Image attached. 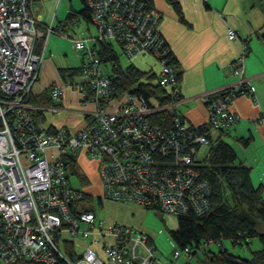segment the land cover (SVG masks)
Masks as SVG:
<instances>
[{"label":"built area","instance_id":"built-area-1","mask_svg":"<svg viewBox=\"0 0 264 264\" xmlns=\"http://www.w3.org/2000/svg\"><path fill=\"white\" fill-rule=\"evenodd\" d=\"M37 1L0 0V264H191L216 242H204L194 254L175 244L161 262L148 234L119 224L105 228L95 213L75 209L83 196L70 183L66 157L95 161L110 200L176 217L203 216L212 190L198 169L207 154L202 150L209 148L214 133L227 136L239 120L231 110L236 97L256 101L245 75L247 47L230 65L235 83L215 98L201 95L208 119L190 125L179 111L181 86L152 0H85L96 30L88 36L67 32L77 25L75 16L69 19L72 25L47 22L35 12ZM53 36L69 41L83 63L73 76L48 86L52 103L46 106L32 97L44 47ZM227 36L236 40V31L229 27ZM99 41L115 42L129 59L154 58L159 68L151 83L166 90L168 102H150L130 91L119 94L96 54ZM69 90L78 94L76 110L84 119L80 129L56 128L43 117L45 111L65 110ZM166 110L174 117L168 131L148 118ZM78 236L91 242L68 255L62 244Z\"/></svg>","mask_w":264,"mask_h":264},{"label":"crops","instance_id":"crops-1","mask_svg":"<svg viewBox=\"0 0 264 264\" xmlns=\"http://www.w3.org/2000/svg\"><path fill=\"white\" fill-rule=\"evenodd\" d=\"M152 1L154 8L161 15L160 32L180 64L182 79L179 85L183 99L178 106L187 124L199 125L207 121V108L200 102L199 97L210 94L215 98L224 87L235 83L236 78L230 72V65L241 55L243 46L247 47L245 75L251 81L256 101L247 95H240L232 101L231 110L238 115L239 120L227 136L239 156L237 162L252 167L253 185L264 187V0H179L186 22L179 20L178 14L167 0ZM60 2H57V5ZM37 8L35 12L38 15L56 24L57 6L52 14L45 15L39 12V7ZM229 27L236 31V40L228 38ZM80 35L92 34L88 32L87 35ZM58 44L57 37H50L46 43L45 60L40 69L39 81L33 90L34 97L44 96L43 101L38 103L46 106L52 103L47 91L48 86L73 76L83 63V57L79 53L81 64L79 67H72L70 59L61 52ZM38 48L40 49V45ZM146 56L149 55H142ZM150 58L147 69L143 71L156 74L158 64L154 58ZM77 99V92L69 90L63 100L65 110L58 114L45 111V121L56 128H82L84 119L76 110L79 108ZM243 139L250 140L248 147L240 142ZM79 162L84 164L85 171L91 177H96L100 184L97 163L84 155L79 157ZM85 191L92 194L90 188ZM193 264L197 262L194 261Z\"/></svg>","mask_w":264,"mask_h":264},{"label":"trees","instance_id":"trees-1","mask_svg":"<svg viewBox=\"0 0 264 264\" xmlns=\"http://www.w3.org/2000/svg\"><path fill=\"white\" fill-rule=\"evenodd\" d=\"M81 1L85 4V0ZM167 2L178 14L179 20L186 22L179 0H167ZM79 12L86 22L90 21L91 14L86 4L85 8ZM67 15L68 19L76 17L70 12ZM116 45L118 44L113 41H99L95 44V49L102 64L109 67V77L117 87V92L119 94L126 91L135 92L146 97L148 101L158 99L162 104H166L169 98L166 96V90L151 83L156 75L140 70L133 63L123 66L120 63V55ZM118 46L122 51V47ZM169 64L178 74L180 84L182 79L179 70L180 64L173 53L169 57ZM42 99H44V96L34 97L33 95L32 97V101L35 103L42 102ZM156 114L148 117L151 118L154 125L163 128L164 131L173 128L174 117L171 111L166 110ZM212 136L207 154L198 167L202 178L208 181L212 190L210 208L203 216H198L192 212L187 216L177 217L178 226L169 232L170 237L173 239L174 244L182 249L189 247L193 254L204 245V242L212 241L221 244L219 250L215 252L210 250L205 252V255L196 257L194 261L197 264H264V187L263 185H253L252 167L237 162L239 159L237 151L234 146L225 141L224 136L217 134ZM240 142L248 147L250 140L243 139ZM66 164L70 180V176L77 172L76 156L68 155ZM75 188L83 196L75 209L95 213L92 206L88 205V203L93 202L94 195L77 187ZM98 199L101 204L102 198L99 197ZM257 237L261 242V248L258 251H253L252 257L249 259L236 256L224 247L225 240L232 242L234 246L236 244L249 246V240ZM62 248L68 255H77L80 251L77 249V243L75 242L62 244ZM16 264L33 263L24 261ZM62 264H65L64 261H62Z\"/></svg>","mask_w":264,"mask_h":264},{"label":"rangeland","instance_id":"rangeland-1","mask_svg":"<svg viewBox=\"0 0 264 264\" xmlns=\"http://www.w3.org/2000/svg\"><path fill=\"white\" fill-rule=\"evenodd\" d=\"M46 1H37L35 2V7H39V12L41 14H52L53 10H55L56 6V15L58 16L56 24L58 22H62L63 24L67 22L68 25H72V21L67 20V14L69 12H73L75 17V21L79 22L76 26H72V28L68 29L67 32L69 35H87L88 32L91 34H95V28L89 23L86 22L83 15L80 14V10L85 8V4L82 3L81 0H63L60 3L58 0H47ZM50 22V21H47ZM89 28V31H88ZM57 37V36H56ZM53 36V38H56ZM61 52L66 54L67 58L70 59V63L72 67H79L80 57L79 53H75L70 47L69 41H65L60 37H57ZM118 54L120 55V63L125 66L128 64H134L140 70H146L147 64L150 62V56L138 58L134 57L129 59L126 55L122 53L120 47L116 45ZM155 60V59H154ZM105 71L109 72V67L104 66ZM55 122V120H54ZM215 134V133H214ZM225 141L228 144H231V139L228 136H225ZM208 151V148H203L202 152ZM77 172L70 176L71 185L77 187L78 189L85 191L86 188H90L92 194L94 195L93 202L88 203L89 206H92L95 211L96 216L99 220L104 221L103 227L108 228L113 225H123L127 227H132L139 232L142 231L150 236H152L155 245L157 246V255L160 256V261L165 262L167 257L170 256L173 249L176 247L173 239H171L169 232L172 229H176L178 226L177 217L174 214L163 213L162 211L153 210V209H145L141 205H137L131 202L125 203L121 201H113L109 198L105 197L103 189L100 188V184L97 181V178L91 177L88 172H86V168L84 164H80L79 158H77ZM264 194V193H263ZM99 197L102 198V203H99ZM72 240L77 243V249L83 251L85 246L91 242V239H83L80 236L72 237ZM248 245H238L234 246L232 242L225 240L224 247L229 250V252L235 254L236 256H240L243 259H249L252 257L253 251H258L261 248V242L259 238H252L249 240ZM218 244H214L211 247L213 252L219 250Z\"/></svg>","mask_w":264,"mask_h":264},{"label":"bare ground","instance_id":"bare-ground-1","mask_svg":"<svg viewBox=\"0 0 264 264\" xmlns=\"http://www.w3.org/2000/svg\"><path fill=\"white\" fill-rule=\"evenodd\" d=\"M157 115V114H156ZM223 245V244H222ZM223 247V246H222Z\"/></svg>","mask_w":264,"mask_h":264}]
</instances>
